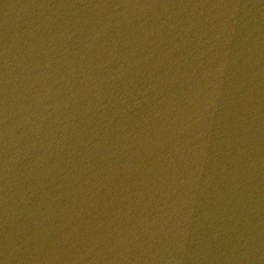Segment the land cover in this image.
Wrapping results in <instances>:
<instances>
[{
    "label": "water",
    "instance_id": "1",
    "mask_svg": "<svg viewBox=\"0 0 264 264\" xmlns=\"http://www.w3.org/2000/svg\"><path fill=\"white\" fill-rule=\"evenodd\" d=\"M2 264H264V0H0Z\"/></svg>",
    "mask_w": 264,
    "mask_h": 264
},
{
    "label": "snow or ice",
    "instance_id": "2",
    "mask_svg": "<svg viewBox=\"0 0 264 264\" xmlns=\"http://www.w3.org/2000/svg\"><path fill=\"white\" fill-rule=\"evenodd\" d=\"M0 264H2V262H0Z\"/></svg>",
    "mask_w": 264,
    "mask_h": 264
}]
</instances>
